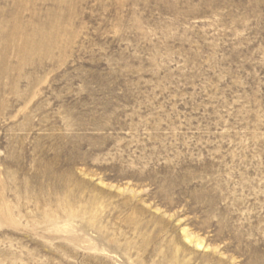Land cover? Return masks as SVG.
Returning <instances> with one entry per match:
<instances>
[{"label": "rangeland", "instance_id": "374dc122", "mask_svg": "<svg viewBox=\"0 0 264 264\" xmlns=\"http://www.w3.org/2000/svg\"><path fill=\"white\" fill-rule=\"evenodd\" d=\"M0 264H264V0H0Z\"/></svg>", "mask_w": 264, "mask_h": 264}]
</instances>
